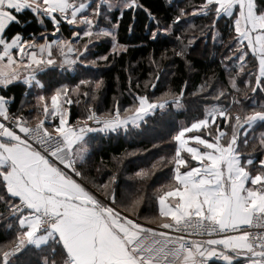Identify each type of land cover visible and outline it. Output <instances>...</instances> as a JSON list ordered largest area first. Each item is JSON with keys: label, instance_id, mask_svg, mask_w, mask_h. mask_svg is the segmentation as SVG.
<instances>
[{"label": "snow or ice", "instance_id": "1", "mask_svg": "<svg viewBox=\"0 0 264 264\" xmlns=\"http://www.w3.org/2000/svg\"><path fill=\"white\" fill-rule=\"evenodd\" d=\"M143 7L140 0H0V89L22 82L37 90L36 103L21 101L17 112L11 110L15 96L0 91V218L16 229L13 240L0 247V264H29L23 257L33 250L41 253L39 264H264V153L258 161L252 156L264 150V132L258 144L248 138L249 130L264 124V103L245 109L233 97L238 109L212 103L181 125L170 137L174 153L160 157L161 166L171 165L170 180L154 197L146 189L121 197L117 174L97 185L85 169L89 134L128 133L157 112L184 107L181 89L155 99L137 94L123 111L118 102L106 112L87 103L86 115L70 119L72 105L97 100L104 87L103 79L81 78L82 69L109 59L89 60L90 46L108 38L113 55L127 50L118 40L119 20L113 22L110 13L119 8L122 18V9ZM144 10L156 24L152 40L197 14L211 17L204 27L215 40L218 22L226 20L234 35L225 59L234 57L244 72L254 58L258 71L246 87L264 92V0H201L163 27ZM25 13L41 25L50 23L51 32H12L13 25L26 23ZM64 24L73 26L70 38L57 35ZM195 39L188 38L185 47ZM177 40L183 43L181 36ZM173 51L186 56L184 48ZM63 73H75L76 82L52 85ZM211 87L207 81L199 86V93H207L202 99L225 96L223 90L213 95ZM231 87L237 89L235 76ZM150 175L151 169L135 173L142 181ZM149 199L156 212L142 218L139 209Z\"/></svg>", "mask_w": 264, "mask_h": 264}, {"label": "trees", "instance_id": "2", "mask_svg": "<svg viewBox=\"0 0 264 264\" xmlns=\"http://www.w3.org/2000/svg\"><path fill=\"white\" fill-rule=\"evenodd\" d=\"M143 8L122 9L123 17L120 18V11L113 10L110 15L113 22L119 20L118 40L127 46V50L118 55L111 52V40L104 38L95 41L91 48L89 60L97 59L102 55L109 57L108 61L98 60L95 67L89 66L82 69L81 78L103 79L104 87L97 100L86 102L81 100L79 104L71 106V121L74 123L78 117L87 114V103H91L100 112L112 110L118 102L121 111L133 105L137 94H147L150 98H159L165 92L179 93L184 89L183 108L176 109L174 106L167 110L163 116L159 112L155 116H149L148 122L140 129L130 128L128 133L123 131L105 136L103 133H91L90 150L88 162L85 165L86 171L95 183L101 184L110 178L112 174L118 175L117 192L121 197L136 193L140 190H147L150 197L156 195L162 185L170 180L171 165L161 166L160 157H170L174 153L171 135L184 124L190 123L193 119L200 117L203 108L212 103H219L223 106L232 105V109H238L242 105L245 109L251 108L255 103H264V92L252 93L246 87V82L254 78L258 67H253L251 56L245 64V71L239 72V67L233 57L232 60L225 59L231 55L232 33L227 26L226 20L218 22L215 29L216 39L212 38L213 33L204 27L210 23L211 17L203 15H187L181 21L173 25L171 33H162L158 39L150 38V31L156 27L155 22L149 18L145 8L150 9L159 19L160 26L171 24L180 9L191 13L193 8L198 7L201 0H140ZM26 23L13 25L11 31H22L27 37L31 33L39 35L47 29L52 30V25L47 23L41 25L36 22L30 13H25ZM129 25L132 31L129 32ZM194 25V26H190ZM100 26H106L101 19ZM203 28V31L201 29ZM73 26L64 24L58 34L62 38H70ZM177 36L183 38V43L177 40ZM195 36L196 39L187 45L188 38ZM86 39V38H85ZM184 48L185 57L174 54V49ZM155 60L154 64L152 61ZM190 62V63H189ZM58 71V70H57ZM237 73H239L237 75ZM75 73H63L56 75L51 80L52 85L57 81L74 84L71 79ZM159 80L155 88L156 76ZM62 76L64 79H62ZM236 77L237 89L231 87V77ZM205 81L212 85L208 89L213 95L220 90L225 92L219 101L211 96L207 100L202 96L207 93H199V86ZM146 85H148L146 87ZM3 94L15 96V102L11 104V110L17 112L21 108V101L35 104L36 89H27L22 82L11 85L8 89H0ZM27 92V95L25 93ZM194 93H196L194 95ZM246 93V95H245ZM233 97L240 100V105L232 104ZM29 108L25 106L24 114L29 115ZM31 115H36L31 111ZM36 121L33 120L34 124ZM264 132V124H258L248 133L251 143L258 144L260 134ZM155 145V146H154ZM250 149L245 150V154ZM264 150L252 153L255 160L261 157ZM157 164L156 168H152ZM140 169H151V175L145 180H140L135 173ZM143 217H150L156 212V205L152 199L146 201L139 209ZM144 222V220H141ZM8 221L0 218V247H4L15 236V226L11 230L7 227ZM14 225V222H13ZM41 253L33 250L24 256L23 259L29 264H39Z\"/></svg>", "mask_w": 264, "mask_h": 264}, {"label": "crops", "instance_id": "3", "mask_svg": "<svg viewBox=\"0 0 264 264\" xmlns=\"http://www.w3.org/2000/svg\"><path fill=\"white\" fill-rule=\"evenodd\" d=\"M117 2H118V0H117ZM115 10H118V9H115ZM250 131V130H249ZM255 160V159H254ZM142 222V221H141ZM154 226V225H153ZM213 264H219V262H213Z\"/></svg>", "mask_w": 264, "mask_h": 264}, {"label": "built area", "instance_id": "4", "mask_svg": "<svg viewBox=\"0 0 264 264\" xmlns=\"http://www.w3.org/2000/svg\"><path fill=\"white\" fill-rule=\"evenodd\" d=\"M158 80H159V79H158ZM158 80H157V79H155V83H154V84H156V82H157ZM151 89H154V88H152V87H151Z\"/></svg>", "mask_w": 264, "mask_h": 264}, {"label": "rangeland", "instance_id": "5", "mask_svg": "<svg viewBox=\"0 0 264 264\" xmlns=\"http://www.w3.org/2000/svg\"><path fill=\"white\" fill-rule=\"evenodd\" d=\"M115 9H119V8H114L113 10H115ZM113 10H112V11H113ZM57 35H58V34H57ZM58 36H59V35H58ZM61 38H62V37H61ZM86 39H87V38H86ZM53 79H54V78H53ZM34 124H35V123H34Z\"/></svg>", "mask_w": 264, "mask_h": 264}]
</instances>
